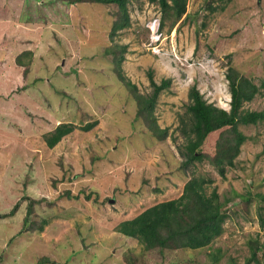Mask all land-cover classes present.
I'll return each mask as SVG.
<instances>
[{
    "label": "rangeland",
    "instance_id": "obj_1",
    "mask_svg": "<svg viewBox=\"0 0 264 264\" xmlns=\"http://www.w3.org/2000/svg\"><path fill=\"white\" fill-rule=\"evenodd\" d=\"M118 11L93 1L0 0V264H211L219 249L215 264H245L251 238L264 244V124L239 125L247 140L225 177L209 158L186 161L184 130L194 84L230 109L228 73L258 86L242 108L264 110V0H188L187 13L163 27L158 1L129 0L131 25L111 36ZM111 46L124 57L117 65ZM151 71L158 83L171 79L154 109L162 138L118 74L148 96ZM60 123L75 129L50 148L46 136ZM222 131L208 136L204 153L215 154ZM194 176L213 178L208 194L217 188L230 199L211 246L147 250L117 231L179 198ZM258 258L251 264H264V247Z\"/></svg>",
    "mask_w": 264,
    "mask_h": 264
},
{
    "label": "trees",
    "instance_id": "obj_2",
    "mask_svg": "<svg viewBox=\"0 0 264 264\" xmlns=\"http://www.w3.org/2000/svg\"><path fill=\"white\" fill-rule=\"evenodd\" d=\"M70 2L72 0H69ZM93 1L119 7L118 17L113 22L111 36L114 32L125 29L131 25V18L128 11L129 0H73L74 3ZM158 1L162 7V22L164 26L166 19L171 17L172 23L178 22L187 13L188 0H151ZM211 10H216L209 5ZM224 8V7H222ZM114 53L113 63L119 64L123 56L119 53L118 47L111 46L105 49ZM20 64L25 63L17 58ZM127 89L131 90L133 99L138 104V116L146 121L147 126L154 135L162 138L166 129H161L154 115L155 105L160 93L171 84V79H163L158 83L153 75L149 73L150 82L153 86L152 94L146 96L138 92L136 84L130 80L125 81ZM230 83L231 101L230 109L220 107L209 102L200 92L197 84H194L189 91L188 114L190 115V126L184 130L186 135L187 162L194 160L202 161L209 158L225 177L228 166H234V160L240 153L241 145L247 140V136L239 130V125L264 124V110H244V101L252 100L259 90L258 86L251 79L240 76L238 73H228ZM264 86V81H263ZM96 122L87 123L85 130H90ZM75 129L73 123H60L53 131L46 136L47 145L55 147L66 135ZM223 130L217 142L215 154L210 156L202 151V146L208 136L217 131ZM264 152V150H263ZM214 182L213 178L204 176H194L187 181L184 192L179 198L158 202L137 215L133 219L124 220L117 226V231L137 239L147 250L159 248L164 249H204L211 246L212 242L224 233V223L228 217L225 205L229 198L222 200L217 188L208 194L207 188ZM238 193V192H235ZM254 198L249 194L246 199L250 201ZM257 198L264 201V194H258ZM17 207V206H16ZM16 207L10 213H14ZM28 213L32 210V204L28 206ZM27 219L25 220L26 223ZM251 254L245 264L258 261L259 251L264 247L258 239L249 241ZM221 249L210 252L213 259L211 264H215L221 259ZM53 263L49 257H42L36 264Z\"/></svg>",
    "mask_w": 264,
    "mask_h": 264
},
{
    "label": "clouds",
    "instance_id": "obj_3",
    "mask_svg": "<svg viewBox=\"0 0 264 264\" xmlns=\"http://www.w3.org/2000/svg\"><path fill=\"white\" fill-rule=\"evenodd\" d=\"M152 29V28H151Z\"/></svg>",
    "mask_w": 264,
    "mask_h": 264
}]
</instances>
